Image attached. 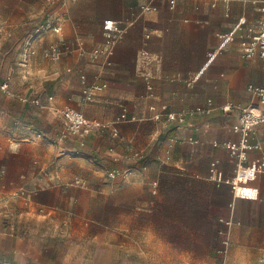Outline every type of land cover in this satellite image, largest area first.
Here are the masks:
<instances>
[{"label": "crops", "instance_id": "crops-1", "mask_svg": "<svg viewBox=\"0 0 264 264\" xmlns=\"http://www.w3.org/2000/svg\"><path fill=\"white\" fill-rule=\"evenodd\" d=\"M36 2L41 10L35 6L32 12L31 4L0 0L1 35L4 27L27 33L50 12L62 15L64 26L59 34L37 39L33 55L24 33L11 58L0 46V95L18 109L11 124L26 125L16 131L8 127L7 133V122L0 118V204L11 203L16 210L8 235L17 257H33L38 264H181V254L190 259L197 245L205 252L214 247L220 256L221 217L235 222L232 240L250 233L251 221H258L264 209V172L243 178L244 195L236 194L231 181L238 158L227 142H239L234 131L238 110L225 112L222 106L254 101L248 86L264 85V60L245 58L238 38L208 60L221 35L241 18L245 33L256 31L263 16L260 3ZM106 20L119 22L125 34L110 55L94 59L92 52L109 40ZM60 41L69 51L57 61L46 58L45 50ZM145 74L152 77V89ZM8 76L11 94L1 89ZM94 86L103 89L88 97L85 90ZM209 102L214 106L209 114L165 122L169 112ZM122 104L128 119L116 124L118 136L109 129L84 139L61 137L65 120L55 109L73 107L111 124ZM159 113L162 119L155 117ZM251 141L258 147L247 152L248 164L264 157V128ZM131 150L144 157L127 158ZM114 169L124 172L112 177ZM4 232L1 225L2 237ZM64 237L84 247V255H61Z\"/></svg>", "mask_w": 264, "mask_h": 264}, {"label": "built area", "instance_id": "built-area-1", "mask_svg": "<svg viewBox=\"0 0 264 264\" xmlns=\"http://www.w3.org/2000/svg\"><path fill=\"white\" fill-rule=\"evenodd\" d=\"M56 2L57 0H52ZM253 3H260V11L263 16L260 18L257 24V29L255 32H244V25L246 23L245 18H241L234 28L227 34L221 35V43L218 49L213 52L208 60V63L212 62L217 56L218 52L226 48V46L235 39L240 40V46L242 48V54L245 58H252L259 55L264 60V0H252ZM176 0H170L171 6L174 7ZM149 6H145L148 9ZM63 16L54 12L46 14L45 18L35 26L26 35V43L29 47L28 55H33L36 53V48L34 47V42L37 39L44 38L46 34L54 33L59 34L63 31L64 26L62 24ZM104 30L107 34L109 40L104 47H98L92 52V57L97 59L100 55H110L116 43L124 37L125 28H123L119 22L114 20H106L104 24ZM45 55L52 60L60 59L61 55L69 51V46L65 42H54L49 48L45 50ZM7 79L1 84V89L7 94H11L9 90V79ZM151 75L145 74V79L147 81V86L152 89ZM103 86H94L93 88H88L85 93L88 97H91L96 90H102ZM248 90L252 93L254 101L247 106H242L240 104H235L229 102L222 106L225 112H230L233 110H238L237 124L234 126V131L240 136L239 142H227V146L232 149L233 154L238 158L237 173L235 178L231 181L233 189L236 194L244 195L242 192L241 180L243 178L251 177L257 172H264V157L259 162H254L252 164L247 163V152L258 147L257 143L251 141L252 136L261 132L264 128V85L250 84ZM53 99V97H49ZM23 101H27V98H22ZM37 105L41 102L39 99L33 100ZM121 114L113 123H105L98 120H92L86 117V115L73 107H67L61 110L55 109L57 115L61 116L65 120V127L61 133V137L76 136L78 138L84 139L91 132L98 131L103 132L111 129L113 136H118L119 131L116 124L128 119V107L125 104L121 105ZM214 110L212 102L205 107L197 106L195 108L182 110L181 112H169L165 114V122H184L187 117H193L196 115L209 114ZM157 119H162L163 114H156ZM217 144V143H215ZM172 144H168L167 154L171 152ZM127 158L133 160H139L144 157L143 153L139 150H131L130 155H126ZM120 170H111L109 175L114 177L119 175ZM234 220L221 217L219 219V230L218 234L221 238L220 247L218 253L224 256L228 253L231 245V227L234 224ZM220 255V256H221Z\"/></svg>", "mask_w": 264, "mask_h": 264}, {"label": "rangeland", "instance_id": "rangeland-1", "mask_svg": "<svg viewBox=\"0 0 264 264\" xmlns=\"http://www.w3.org/2000/svg\"><path fill=\"white\" fill-rule=\"evenodd\" d=\"M19 1L21 3H25L27 6H29L28 4H31L29 8L32 9V12L35 6H37V11L41 10V6L38 5V2L34 3V0H19ZM26 13H30V12H28L27 10ZM90 29H91V24L87 26V30ZM26 30H28V28ZM23 33L24 31L20 29L16 30V29H11L10 27L8 28L4 27V35H1V31H0V46L1 48L7 47V52H6L7 58H11V54L13 53V50L16 47V42L19 40V38L23 37ZM27 33L24 34L27 35ZM37 51L38 50L36 49V52ZM63 54L61 55V57L63 56ZM45 57L47 58L46 55ZM9 62L11 69V67L13 66V61L10 60ZM7 100L8 99L0 95V118H2L4 122L5 121L7 122L4 131L10 133L7 130L8 127H12L16 131V128L18 126L21 125L26 126V125L24 123L11 124V118L12 116L16 115L18 109L16 106H14V108H11L10 104L7 103ZM20 132H26V130L20 127ZM64 139L69 140L71 139V137L67 136ZM14 214H16V210L11 203H6L4 205L0 204V218L2 217L0 219V226L2 225L3 228H5V232H4L5 236L2 237L0 235V243L4 245V250H5L3 254L0 253V264H38V262H35L33 260V257H29L26 260L19 259L16 255V252L13 250V245L11 243L12 236L8 235V233H10L9 230H10V226L12 225V219ZM259 216L260 219L258 221H251L253 228L250 233L244 234L243 232H241L237 236L233 237V240L231 237V245L229 251L224 256L220 254L221 256L218 257L214 251V247L211 249L210 252L208 251L205 252V251H201L203 250L202 246L197 245L196 246L197 252L190 259L185 258L181 254V264H222V263L223 264H264V209H261ZM68 239L69 238L64 237L62 238V240L64 241L60 240L61 241L60 250L63 252V254L61 253V255L66 256L73 254L75 256H80V257L83 256L85 252L84 247L78 246L77 244H68L67 243ZM204 240H207L209 243H211V241H213V238H204ZM220 243H221V238H220ZM1 248L3 247H0V249ZM57 255H60V252H58ZM219 261H221V263Z\"/></svg>", "mask_w": 264, "mask_h": 264}]
</instances>
